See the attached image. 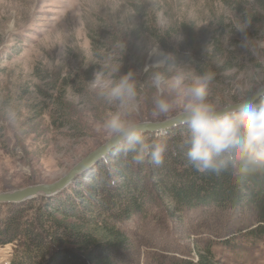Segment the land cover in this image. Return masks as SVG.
Listing matches in <instances>:
<instances>
[{"label": "rangeland", "instance_id": "1", "mask_svg": "<svg viewBox=\"0 0 264 264\" xmlns=\"http://www.w3.org/2000/svg\"><path fill=\"white\" fill-rule=\"evenodd\" d=\"M237 1L241 11L230 5L234 0H0V194L55 183L111 140L102 125L117 105L100 93L129 72L137 83L139 110L127 119L159 123L181 115L179 103L168 115L153 114L149 77L156 69L151 65L165 57L162 71L168 76L214 72L209 99L220 110L253 95L264 85V47L259 46L264 6ZM136 5H144L142 16ZM145 20L163 33L183 22L193 24L197 52L185 47L184 36L171 43L179 55L150 36L137 42L132 30ZM244 37L247 48L241 46ZM173 97L178 100L179 94ZM262 105L264 94L254 102L256 109ZM99 163L49 197L64 209L77 208L90 193ZM171 203L159 199L144 213L115 220L124 241L112 264H190L207 247L216 264H264V237L251 242L242 235L256 226L253 212L196 207L171 214ZM5 205L10 204L0 205V211ZM227 239L236 245H220ZM59 248L76 250L66 244ZM16 249L0 247V264H12ZM77 253L93 264L87 253Z\"/></svg>", "mask_w": 264, "mask_h": 264}, {"label": "trees", "instance_id": "2", "mask_svg": "<svg viewBox=\"0 0 264 264\" xmlns=\"http://www.w3.org/2000/svg\"><path fill=\"white\" fill-rule=\"evenodd\" d=\"M257 1L264 6V0ZM230 5L242 9L237 0ZM135 8L141 16L144 14V5ZM250 15L244 14V18ZM132 35L137 42L150 36L165 51L177 55L179 52L171 43L184 36L185 47L197 52V29L191 23H180L163 33L145 20L133 28ZM183 57L204 64L197 56ZM146 134L151 139L166 140L163 163L155 166L149 157L137 165L133 163V153L125 155L114 150L93 169L90 193L77 208L64 209L57 198L42 196L5 205L6 210L0 211V247L17 246L12 264H86L79 251L87 253L93 264H112L114 250L124 241L115 220H122L129 212L144 213L147 205H156L159 199L172 202L173 206L167 208L171 214L196 207L253 212L256 226L242 235L251 242L264 237V164L247 166L237 161L235 167L229 163L219 174L200 172L189 164L186 156L185 125ZM245 167L249 170H243ZM235 243L227 239L220 245L228 248ZM64 244L76 250L59 248ZM215 255L207 247L200 252L199 261L190 264H216Z\"/></svg>", "mask_w": 264, "mask_h": 264}, {"label": "clouds", "instance_id": "3", "mask_svg": "<svg viewBox=\"0 0 264 264\" xmlns=\"http://www.w3.org/2000/svg\"><path fill=\"white\" fill-rule=\"evenodd\" d=\"M241 46L248 47L247 37ZM259 46L264 47V44ZM167 59L151 65L156 69L149 77L155 89L152 110L155 116L168 115L176 109L177 103L181 105L182 122L188 132L189 164L197 171L216 174L224 171L229 163L235 167L237 161L247 166L264 164V105L259 109L254 107L255 100L264 92L248 96L233 108L220 110L209 99L214 72L207 70L191 78L182 71L168 76L162 71ZM101 74L98 73L97 78ZM173 93L179 94L178 100ZM100 95L117 105L116 111L109 114L102 125L104 132L113 138L112 148L125 155L133 153L132 160L137 165L145 163L149 157L153 165H161L168 147L166 140L151 139L146 134L147 125L126 118L139 110V93L133 74L129 72L120 77L109 88L101 90Z\"/></svg>", "mask_w": 264, "mask_h": 264}, {"label": "water", "instance_id": "4", "mask_svg": "<svg viewBox=\"0 0 264 264\" xmlns=\"http://www.w3.org/2000/svg\"><path fill=\"white\" fill-rule=\"evenodd\" d=\"M257 92H264V85L261 88H259L255 93ZM233 107H235V105L228 106L224 109H230ZM182 119L183 118L181 114L175 118L169 119L164 122H159V123L149 122V123H143V124L148 126L147 133H160V132H164L172 128H176L181 125H184L182 122ZM112 144H113V138L109 140L105 145L100 147L98 150L92 152L90 155L84 158L80 163L74 166V168L67 175H65L63 178L59 179L55 183L30 186V187H27L21 190H16L13 192L1 193L0 194V205L19 204V203H23L28 200L35 199L40 196L49 197L53 195L54 193L62 190L65 186H67L79 174H81L88 168L92 167L93 165H96L100 160H102L107 155H109L112 151H114L115 149L112 148Z\"/></svg>", "mask_w": 264, "mask_h": 264}]
</instances>
